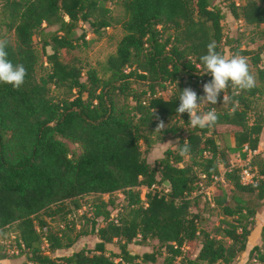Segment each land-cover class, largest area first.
Listing matches in <instances>:
<instances>
[{
  "label": "trees",
  "instance_id": "obj_1",
  "mask_svg": "<svg viewBox=\"0 0 264 264\" xmlns=\"http://www.w3.org/2000/svg\"><path fill=\"white\" fill-rule=\"evenodd\" d=\"M107 1L122 12L123 35L101 76L93 68L82 73L77 60L65 61L62 53L84 43L83 34L74 36L78 23L95 36L112 24ZM239 1L0 0V26L13 36L7 58L27 70L18 90L0 84V234L13 226V243L23 247L10 257H23L19 264H264V221L258 243L248 246L264 209V160L260 153L251 158L258 177L250 184L240 182L239 168L228 161L232 154L244 158V146L256 151L264 138V113L250 110L264 92V39L241 49L240 38L222 31L225 22L264 26V0ZM33 37L45 64L38 77ZM212 41L222 55L226 48L230 57H246L257 83L239 93L229 88L227 104L221 93L217 105L203 108L215 109L216 123L192 128L187 113L176 114L178 97L184 88L204 95L211 76L200 57ZM160 121L166 127L156 132ZM219 126L232 128V147L216 142ZM167 134L173 148L150 165L140 146L146 151ZM186 142L190 152L181 156ZM220 176L229 193L214 202L221 218L211 233L190 209L197 207L198 184L207 188ZM140 187L147 189L143 201ZM86 196L95 202L88 229L69 239L64 231L73 230V222L65 217ZM55 218L62 224L53 230ZM87 235L95 238L92 248L74 250ZM150 244L142 253L128 248ZM107 245L114 250L106 252ZM189 245H196L194 256ZM62 250L69 253L57 254ZM6 259L0 249V262Z\"/></svg>",
  "mask_w": 264,
  "mask_h": 264
},
{
  "label": "rangeland",
  "instance_id": "obj_2",
  "mask_svg": "<svg viewBox=\"0 0 264 264\" xmlns=\"http://www.w3.org/2000/svg\"><path fill=\"white\" fill-rule=\"evenodd\" d=\"M218 2H221V0H217ZM224 0H222L223 2ZM244 0H240L239 3H243ZM106 7L110 9L111 11V17H112V24L101 31L99 36H95L91 33L90 29L81 23L77 24V27L74 30V36L79 37L81 34L84 35L83 44H81L77 49H75L73 52H63L62 57L65 61H69L72 58H75L82 68V73L85 72V70L89 68H93L97 71L98 75L101 76V67L104 64L105 59L107 56L114 53L115 47L121 36L123 35L121 29H120V21L122 19V12L121 10L116 7L115 5L111 4V1H107ZM222 31L223 34H226L227 36H232L233 38H240L239 39V47L246 48L250 43H253L255 45L260 44V42L264 39V26L260 28H254L250 26H245L243 23H234V22H225L222 23ZM56 27H48L47 30H54ZM240 36V37H239ZM0 39H4L7 41V43H12L13 36L12 33H8L5 31V29L0 26ZM262 39V40H260ZM33 46L38 54V64H40L36 71V76H41L44 73L43 68H45V64H43V57L40 55L39 45L37 44V38H32ZM224 56L230 57L229 51L225 48L224 49ZM249 66V64H248ZM249 70L251 74L254 75V70L249 66ZM83 79V78H82ZM256 81V78H255ZM257 83V82H256ZM264 89V88H263ZM51 94H55V92H51ZM159 95L162 98H167L169 96V90H166L164 92L159 93ZM206 105L201 104V107L199 109L200 112H205L203 108H205ZM250 110H259L261 113H264V92L262 94V97L257 100H252L250 104ZM221 130L216 128L217 134H222L223 139L217 140L219 143L222 144V142L227 143L228 138L231 135L232 128L230 127H224L221 126ZM229 128V129H228ZM155 136V133L152 135ZM162 136V135H159ZM163 141L161 143H158L157 145L153 146L150 149H147L145 151L144 146H140V150L142 152V156L144 159L151 165L158 157L162 155V152L165 148H173V137L169 134L163 136ZM263 140L260 141V157L264 160V143H262ZM223 145V144H222ZM70 147V144H69ZM235 157L229 156L228 161L229 164H235ZM220 171L223 172V169L220 168ZM198 185H201L199 183ZM199 187V194L198 195V202L197 207L191 208V212L197 213L198 220H199V227L205 231L213 233L216 226L218 225L219 219L221 218V214L219 209L215 206L214 202L215 200L220 197L222 194H228L229 193V186L225 185L223 181L221 180L218 183L211 184L207 188H201ZM159 188V187H158ZM159 190H161L159 188ZM145 188L140 187L139 188V198L141 201L144 199L145 195ZM115 204H118V207H120L122 201V197L119 193H115L114 197ZM103 201L107 199L106 196L101 197ZM94 198L92 196H86L79 200L80 208L77 211H74L73 214L70 216V214L66 215L65 219L68 218L71 222H73V230H65L64 233L67 235V238H73L78 230L81 228L88 229V222H85V219L88 218L91 214V204L95 203L93 202ZM70 209V206L67 205ZM262 212V210H261ZM56 222L50 223V228L53 230L56 229V224H62L61 222H57V219H54ZM68 221V222H70ZM260 219L256 221V226L259 225ZM66 223V222H64ZM13 226L5 229V231L0 234V249L2 253L7 255V259L0 262V264H19L23 261V257H10V255H14V243L13 238L15 236V232L13 230ZM250 242L255 243V241H258V233L252 232L249 238ZM64 243L66 242L65 239H63ZM95 241V238L93 236L87 235V236H80L75 245L73 246V249H79L83 246L87 248H92L93 242ZM153 244V243H151ZM150 246H144L140 247L138 245H130L128 248L136 253H142L150 251ZM153 246V245H152ZM41 247L45 248V244L42 242ZM196 245H189V250L191 252V256L195 255ZM106 252L113 251L114 248L112 245H107L105 247ZM69 253V250H62L59 251L57 254H64ZM16 256V255H14ZM232 264H241V261L238 260L236 263ZM248 264H257L254 261H251Z\"/></svg>",
  "mask_w": 264,
  "mask_h": 264
},
{
  "label": "clouds",
  "instance_id": "obj_3",
  "mask_svg": "<svg viewBox=\"0 0 264 264\" xmlns=\"http://www.w3.org/2000/svg\"><path fill=\"white\" fill-rule=\"evenodd\" d=\"M7 41L0 39V84L11 85L14 89H19L25 82L27 70L22 64L14 65L8 58L6 52ZM215 41L207 45V54L200 57L204 74L211 76V80L203 84V96L198 98L197 93L191 88H184L178 99L179 106L176 107V114L187 113L189 125L192 128H210L218 117L215 109L200 112L201 104L217 105L221 93H223V104L231 101V96L226 92L231 88L234 92L250 91L255 87V77L251 74L247 58L239 53L231 57H225L216 51ZM155 109L153 110V114ZM166 127L160 121L155 131L162 132ZM190 152V145L186 142L180 149V155L184 156Z\"/></svg>",
  "mask_w": 264,
  "mask_h": 264
},
{
  "label": "built area",
  "instance_id": "obj_4",
  "mask_svg": "<svg viewBox=\"0 0 264 264\" xmlns=\"http://www.w3.org/2000/svg\"><path fill=\"white\" fill-rule=\"evenodd\" d=\"M242 152L246 153L249 156H254L256 154V151H249L245 146L242 148ZM230 166L239 168L238 176L242 184H250L258 177L256 175L255 167L251 166L250 164V159H246L243 161L238 160L237 162H235V164H230ZM221 180H222L221 176L217 178H213V183L220 182ZM200 186L201 185H199V187ZM149 189L152 190L156 188L154 186H151ZM145 191H147L146 188H145ZM13 250H14L13 251L14 255H17L21 250H23L22 244H20L19 242V248H17L14 244Z\"/></svg>",
  "mask_w": 264,
  "mask_h": 264
},
{
  "label": "crops",
  "instance_id": "obj_5",
  "mask_svg": "<svg viewBox=\"0 0 264 264\" xmlns=\"http://www.w3.org/2000/svg\"><path fill=\"white\" fill-rule=\"evenodd\" d=\"M225 127V126H224ZM218 129H222L221 128V126H219L218 127ZM218 137H217V140H222L223 139V136H222V134H218L217 135ZM261 140H263L262 141V143H264V138H260V140H259V144H258V147H257V149H256V154L257 153H260V141ZM217 143H219L218 141H216ZM229 147H232L233 146V138H232V134L229 136V138H228V142L226 143ZM244 155H245V157L244 158H240L237 154H232L231 156H234L235 157V162H237L238 160H240V161H243V160H246V159H250L251 160V158L253 157V156H249V155H247L246 153H244ZM258 218L256 219V221L258 220V219H260V222H259V225H257L256 226V221H255V223H254V229H253V231L252 232H256V233H258V231H259V228H260V226H261V224H262V222L264 221V209L262 210V212L260 211V213H259V215L257 216ZM258 243V241L256 242L255 241V243H253V242H250V240H249V242H248V246H253V245H255V244H257Z\"/></svg>",
  "mask_w": 264,
  "mask_h": 264
},
{
  "label": "water",
  "instance_id": "obj_6",
  "mask_svg": "<svg viewBox=\"0 0 264 264\" xmlns=\"http://www.w3.org/2000/svg\"><path fill=\"white\" fill-rule=\"evenodd\" d=\"M164 185H165V186H167V183H166V182H164Z\"/></svg>",
  "mask_w": 264,
  "mask_h": 264
}]
</instances>
